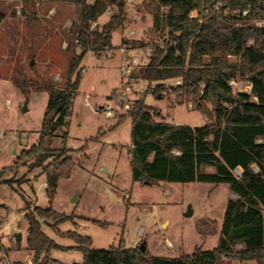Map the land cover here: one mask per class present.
Listing matches in <instances>:
<instances>
[{"label":"rangeland","instance_id":"374dc122","mask_svg":"<svg viewBox=\"0 0 264 264\" xmlns=\"http://www.w3.org/2000/svg\"><path fill=\"white\" fill-rule=\"evenodd\" d=\"M122 1L125 25L112 34L113 49L101 57L92 51L85 54L71 116L54 137L44 141L45 147L67 148L75 164L70 178L59 180L51 194L46 189V174L53 172V167L48 171L45 167L52 159L41 168H33L31 163L15 165L24 151L39 143L49 95L32 91L26 97L14 83L65 87L73 52L81 54L74 47L75 9L70 4L40 0H0V9L7 16L0 29V264H32L26 216L33 215L37 208L51 207L72 217L58 227L42 224L44 234L67 249L52 250L50 264L83 263L82 251L75 249L77 242L61 237L67 232L91 238L93 249H137L145 244L149 256L172 259L192 255L197 248L212 251L218 246L227 203L238 198L229 185L134 182L128 112L117 111L112 117L102 112L113 92L128 84L135 101L142 100L160 113L157 121L191 127L207 123L196 110L194 99L171 89L181 80L162 83L163 97H157L153 94L156 84L131 78L132 71L137 76L149 63L153 46H162V39L153 29L151 16L143 12L145 0ZM42 3L61 8L51 13L52 9ZM116 11L111 7L92 29H101ZM135 59L138 66L133 65ZM235 83V94H250L248 81ZM208 108L211 110V106ZM203 171L210 173L214 168L205 167ZM201 220L215 221L217 233L211 237L199 235L196 227ZM104 224L108 227H101Z\"/></svg>","mask_w":264,"mask_h":264},{"label":"trees","instance_id":"16d2710c","mask_svg":"<svg viewBox=\"0 0 264 264\" xmlns=\"http://www.w3.org/2000/svg\"><path fill=\"white\" fill-rule=\"evenodd\" d=\"M44 1L74 7V47L81 54L74 50L63 88L15 81L26 97L32 91L49 95L39 143L24 151L15 165L31 163L33 168H41L52 159L45 169L53 167V172L46 174V189L53 194L59 180L70 178L75 164L67 148L45 147L44 141L54 137L71 116L85 54L92 51L101 57L112 50V34L125 25L126 13L122 0ZM111 7L117 11L109 21L101 29H92ZM195 11L197 18L191 17ZM143 12L151 16L162 46H153L149 63L137 76L131 72V78L156 84L153 94L157 97H163L162 83L181 80V85L171 89L194 99L196 110L207 123L191 127L157 121L159 112L142 100L136 101L126 116L132 122V180L150 185L226 183L238 198L227 203L218 246L212 251L197 248L192 255L172 259L149 256L145 244L137 249L98 250L92 248L91 238L75 232L61 237L77 242L75 249L83 253L82 264H264V27L256 26L264 22V0H145ZM5 18L0 11V26ZM237 80L250 83V94L234 93L230 82ZM205 167L214 171L207 173ZM237 169L242 171L241 177L236 176ZM26 218L32 264H50L52 250H67L44 234L42 224L58 227L72 217L50 207L37 208ZM196 229L199 235L211 237L217 233V223L201 220ZM240 246L243 248L238 249Z\"/></svg>","mask_w":264,"mask_h":264},{"label":"built area","instance_id":"2783aa9c","mask_svg":"<svg viewBox=\"0 0 264 264\" xmlns=\"http://www.w3.org/2000/svg\"><path fill=\"white\" fill-rule=\"evenodd\" d=\"M191 17L197 18L198 15L195 16L193 12ZM261 27H264V26H261ZM133 65L134 66L139 65L138 59L134 60ZM181 84L182 83H179L178 86ZM233 85H236L235 81L230 82V86L232 87ZM134 95L135 93H134L133 88L128 84L126 86H121L119 89H116L111 95V97L109 98V101L107 102V104L102 108L103 114L106 117H112L115 115L117 111L129 112L133 110L135 103H136V101L133 99ZM189 108L191 109L192 107L189 106L188 109ZM254 169L255 171H258L256 167H254ZM235 174L236 176L241 177L242 171L240 169H237L235 171Z\"/></svg>","mask_w":264,"mask_h":264},{"label":"crops","instance_id":"0c3cea01","mask_svg":"<svg viewBox=\"0 0 264 264\" xmlns=\"http://www.w3.org/2000/svg\"><path fill=\"white\" fill-rule=\"evenodd\" d=\"M40 1H44V0H40ZM42 4H43V5H47V6H48L47 8L52 9V11H50L51 13H52V12H56L57 9H60V8H61V6H54V4H48V3H42ZM39 5H40V3H37V4H36L37 7H38ZM0 11H2V9H0ZM4 14H5V13H4ZM6 20H7V16H6L5 20L3 21L2 25L0 26V29H1V27L3 26V24L6 22ZM98 21H99V20H98ZM16 38H17V36H16ZM132 72H134V71H132ZM173 125H178V124L175 123V124H173ZM241 248H243V247L240 246L239 249H241Z\"/></svg>","mask_w":264,"mask_h":264},{"label":"water","instance_id":"95a60500","mask_svg":"<svg viewBox=\"0 0 264 264\" xmlns=\"http://www.w3.org/2000/svg\"><path fill=\"white\" fill-rule=\"evenodd\" d=\"M33 64V63H32ZM132 151V150H131ZM145 184H150L149 182H146ZM47 224V223H46Z\"/></svg>","mask_w":264,"mask_h":264}]
</instances>
